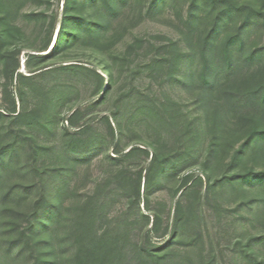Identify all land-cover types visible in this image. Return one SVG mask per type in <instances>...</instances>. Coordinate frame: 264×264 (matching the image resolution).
<instances>
[{
    "label": "trees",
    "instance_id": "1",
    "mask_svg": "<svg viewBox=\"0 0 264 264\" xmlns=\"http://www.w3.org/2000/svg\"><path fill=\"white\" fill-rule=\"evenodd\" d=\"M23 1L0 0L1 207L11 204L15 214L22 215L23 206L40 189L31 211L24 214L26 226L12 227L0 243L3 258L28 251L33 255L31 264H220L202 227L200 177L191 185L192 175L184 177L179 187L183 192L168 221L159 211L163 202L157 203V209L143 197L151 194V184L174 175L168 171L193 157L201 140L199 117L183 112L170 91L175 84L205 91L221 102V109L206 115L211 152L224 144L216 131L225 117L250 106L264 109V64L260 65L264 45L247 48L249 32L264 27V5L241 0H202L199 5V0H191L190 32L211 18L196 44L187 33L184 39L131 32L116 46L115 23L125 11H136V0H65L53 45L49 49L50 35L43 45H30L21 71L18 47L42 33L45 18L42 11H29L23 14L26 23L18 24L15 19ZM172 1L151 0L146 13L139 9L138 16ZM200 6L205 13L196 11ZM237 16L241 20L228 33ZM17 33L21 41L10 43ZM256 64L260 66L253 72L237 77L241 66ZM94 112L106 132L96 125ZM127 126H144L157 135L178 128L185 148L173 156L153 155L143 179L142 171L133 173L105 151L108 139L120 141ZM263 145L264 127L252 119L232 163ZM23 153L31 170L26 172L34 179L30 183L14 179L26 168L20 165ZM136 153L149 156L150 150L133 146L122 152L125 157ZM103 154L110 161L108 171L67 204L77 165ZM212 184L239 194L246 188L264 187V170L225 173ZM121 199L124 202L117 207ZM263 204L264 195L242 200L238 208L257 212ZM44 233L50 244L46 254L34 241L35 235ZM166 235L163 243L156 241ZM255 241L264 245V235L249 240L238 257L264 264L262 251L252 246Z\"/></svg>",
    "mask_w": 264,
    "mask_h": 264
},
{
    "label": "rangeland",
    "instance_id": "2",
    "mask_svg": "<svg viewBox=\"0 0 264 264\" xmlns=\"http://www.w3.org/2000/svg\"><path fill=\"white\" fill-rule=\"evenodd\" d=\"M65 0H25L22 2L19 14L16 17L18 24H24L23 14L29 11H42L44 13V20L41 26L42 33L39 34L35 40L26 44V46L18 47L19 59L21 61L20 70H24L27 53L30 52V45H43L48 36L51 37V46L53 45L59 29L61 14ZM151 0H136L138 3L136 11H125L120 19L115 23V34H117L113 41L117 43L125 40L131 36V32L136 34H147L149 36H169V37H183L189 34V41L196 44L204 32L208 29L211 18L204 20L200 26L190 32L187 23L188 8L191 0H173L170 3L164 4L162 7L150 11L145 14L143 18L138 16L139 9L146 13ZM247 1L256 6L264 5V0H241ZM202 0H199V5ZM196 11L205 13L200 6ZM241 20V16H237L228 26V33L232 32ZM18 33L11 36L9 42L16 43L20 40ZM185 39V38H184ZM264 45V27L253 28L248 35L247 48H254ZM48 50L43 51L46 54ZM260 63V65H263ZM260 65L256 64L254 67L241 66L239 68L237 77L245 76L251 73ZM1 78V68H0ZM171 94L181 103L184 113L189 116L199 117L198 125L203 126L201 131V140L194 149L195 155L188 157L176 169L168 171L174 173L172 176H167L161 183L151 184V194L143 197V202L150 203L153 208H158V202H163V206L159 211L164 215L165 220L168 221L172 214V206L175 200L182 194L183 189L179 190L183 179L187 175H192L189 179V184H193L199 177L202 179L198 186L200 193V201L202 204V227L208 235L206 239L207 246L209 242L213 243V249L218 256L220 264H254V261H242L238 257V252L246 248L249 240L256 236L264 235V204L259 211H252L250 209L241 208L238 206L242 200L257 199L264 195V187L246 188L239 194H232L227 188H220L216 186H209L210 184L222 177L225 173L245 172L248 169L264 170V145L259 151L252 149L244 153L241 158L235 163H232V156L236 148L246 137L251 128L252 119L256 120L259 126L264 127V109L258 106H250L231 114L220 122L216 135L222 139L224 144L218 151L211 152V135L207 133V119L206 115L213 113L216 109H221V102L215 100L205 91L198 90L191 86L182 87L180 84H175L171 88ZM82 98H84L82 96ZM3 106L2 91L0 87V107ZM94 110V109H93ZM96 112H94V117ZM96 125L105 130V125L101 124L99 117H95ZM197 122V121H196ZM201 126V127H202ZM144 141V142H143ZM133 146H140L150 150L149 156L142 153H136L133 156L125 157L122 152H126ZM185 148V139L183 138L178 128L171 129L169 132L163 131L157 135L151 133L146 127H126L124 136L119 141L114 142L111 138L108 139L105 151H109L112 156H117L123 161V165L129 167L130 171L137 174L143 172V179L147 175L149 163L153 155L157 154L161 157H168L176 155L177 152L183 151ZM117 151V154H115ZM29 159L27 154H22L20 165L26 167L20 176H15L16 180H25L30 183L33 182V176L28 166ZM110 161L103 155L88 160L84 163H79L75 168L72 179V192L67 199V204H71L77 200L79 194L94 185L96 179L104 174L109 169ZM144 182L142 184V190ZM40 188H36L33 194V200L39 193ZM143 192V191H142ZM231 193V194H230ZM187 198V197H186ZM33 200L29 201L21 209L22 215H16L15 209L12 205L7 204L1 207L0 214V243L8 238L9 230L14 228H24L26 226L25 213H29L32 208ZM124 200H118L116 205L119 207ZM14 208V210L12 209ZM66 227V221L60 227V236ZM35 243L38 244L39 249L43 253H47L50 248L49 241H47V234H39L34 236ZM168 239V236L156 238V241L163 243ZM257 250L262 251L264 255V245L262 243L253 245ZM33 255L24 251L19 255H11L7 259L3 258L0 251V264H31Z\"/></svg>",
    "mask_w": 264,
    "mask_h": 264
}]
</instances>
